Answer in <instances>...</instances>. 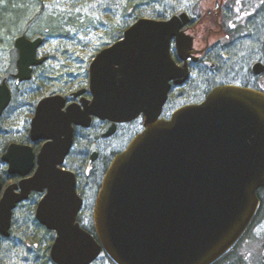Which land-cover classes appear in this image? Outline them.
<instances>
[{
	"label": "water",
	"instance_id": "95a60500",
	"mask_svg": "<svg viewBox=\"0 0 264 264\" xmlns=\"http://www.w3.org/2000/svg\"><path fill=\"white\" fill-rule=\"evenodd\" d=\"M185 24L182 11L168 20L138 19L91 61L88 87L38 103L30 130L33 142L46 141L38 156L14 143L1 158L10 175L23 178L21 193L10 186L0 201L1 236L10 237L17 204L47 189L36 219L56 234L54 264H93L103 254L115 264H215L240 242L264 189V94L220 87L203 104L160 120L171 83L187 80L171 57V42L176 38L180 46ZM45 43L43 35L15 39L16 73L0 81V120L13 100L11 82H30L49 60L40 55ZM87 92L90 99L83 97ZM142 113L145 131L114 158L103 179L93 235L78 222L84 202L75 174L61 168L74 127L109 121L102 133L109 138L117 123Z\"/></svg>",
	"mask_w": 264,
	"mask_h": 264
},
{
	"label": "rangeland",
	"instance_id": "374dc122",
	"mask_svg": "<svg viewBox=\"0 0 264 264\" xmlns=\"http://www.w3.org/2000/svg\"><path fill=\"white\" fill-rule=\"evenodd\" d=\"M36 3L43 4L45 9L32 22L24 16L7 20V27L0 20V81L4 75L16 72L18 54L14 41L19 35L25 34L30 39L45 36L40 55L50 57L34 71L30 82L20 86L11 83L13 101L0 120V175L7 170L1 161L3 147L28 136L35 108L43 98L68 95L87 87L89 65L101 50L120 40L138 19L165 20L183 5L182 0H0V13L9 14L16 8L33 10ZM92 206V202L87 203L80 218L81 224L88 228ZM30 210L31 205H25L17 213L10 240L0 244V264H53L48 258L55 236L51 239ZM263 257L264 217L241 243L236 258L242 264H264ZM236 258L229 264H236ZM94 264L114 263L103 255Z\"/></svg>",
	"mask_w": 264,
	"mask_h": 264
},
{
	"label": "flooded vegetation",
	"instance_id": "af4514ba",
	"mask_svg": "<svg viewBox=\"0 0 264 264\" xmlns=\"http://www.w3.org/2000/svg\"><path fill=\"white\" fill-rule=\"evenodd\" d=\"M182 1L181 9L166 19H171L180 11L185 13L186 24L181 30V44L178 47L176 38L172 40L171 57L177 68L186 72L187 80L179 86L171 83L172 87L159 119L170 121L178 110L203 104L208 96L220 87L232 86L264 94V0ZM70 94L63 96L69 97ZM83 97L90 99L91 95L87 92ZM76 102L80 103V98ZM67 104L70 105L71 102ZM145 121V114L142 113L133 121L117 123L115 134L109 138H102L103 131L110 125L109 121L94 119L89 129L74 127L72 147L61 168L75 174L77 193L84 202L78 218L80 224L86 204L92 202L91 227L88 228L83 223L81 225L93 234V213L103 179L114 158L123 153L132 141L145 131ZM30 130L31 125L28 136L23 141H11L6 144L2 149V156L11 144L16 143L31 146L37 157L46 141L33 142ZM37 167L36 164L29 177L34 175ZM0 177V201L10 186L17 185L15 192L21 193L20 182L23 178L10 175L8 165L5 174ZM47 193V189L43 192L33 191L27 200L17 204L12 216L11 235L8 238L0 235V244L10 240L16 215L25 205H31L30 211L34 220L48 231L36 219L39 203ZM259 201L256 218L258 215L263 218L264 190ZM54 235L56 236L55 233Z\"/></svg>",
	"mask_w": 264,
	"mask_h": 264
},
{
	"label": "trees",
	"instance_id": "16d2710c",
	"mask_svg": "<svg viewBox=\"0 0 264 264\" xmlns=\"http://www.w3.org/2000/svg\"><path fill=\"white\" fill-rule=\"evenodd\" d=\"M39 1H42V0H38V2ZM128 1H130V0H128ZM132 2V1H131ZM133 4H135V2H133ZM35 6V8L33 9V10H31V9H29V11H28V9H24V10H22V9H20V8H16V9H14V10H11V11H9V12H11V13H9V14H7V13H0V20H1V24H3L4 26H7L8 27V25H6L9 21H7V20H11V19H13V20H18V19H20V18H23L24 16H26V17H29V19H28V21H34V20H36L41 14H42V11L45 9V7H43V4H35L34 5ZM137 6V5H136ZM136 6H135V8H136ZM9 15H10V18H9ZM5 23V24H4ZM127 25H125L124 27H126ZM11 27V26H10ZM124 27H122V29H121V32H122V30H123V28ZM0 30H1V28H0ZM122 36H123V34H122ZM122 36H120L119 37V39H121L122 38ZM16 50V49H15ZM13 64H14V61H13ZM10 74V73H9ZM264 189H262V190H260V191H258V196H259V198H260V196H261V192L263 191ZM261 219V217H260V215H258V217L256 218V220H255V222H254V225L252 226V227H254L255 226V224L257 223V222H259V220ZM42 228V227H41ZM251 229L252 228H250V230L247 232V234L245 235V238L249 235V232L251 231ZM45 230V229H44ZM48 232V231H47ZM49 233V235H51V239H54V233H52V232H48ZM244 241V239L231 251V252H229L225 257H223L220 261H218L216 264H229V262L230 261H232V262H234V259L236 258V256H237V254H238V250H239V248H240V245H241V243ZM264 258V257H263ZM48 259H50V256H49V258ZM236 260L238 261L236 264H242V263H240V260L238 259V258H236ZM50 261H51V259H50Z\"/></svg>",
	"mask_w": 264,
	"mask_h": 264
}]
</instances>
